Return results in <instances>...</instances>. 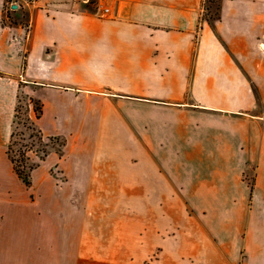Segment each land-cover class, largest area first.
Returning <instances> with one entry per match:
<instances>
[{
    "label": "crops",
    "instance_id": "1",
    "mask_svg": "<svg viewBox=\"0 0 264 264\" xmlns=\"http://www.w3.org/2000/svg\"><path fill=\"white\" fill-rule=\"evenodd\" d=\"M208 11L0 0V170L20 93L75 145L33 210L0 196V264H264V0Z\"/></svg>",
    "mask_w": 264,
    "mask_h": 264
},
{
    "label": "rangeland",
    "instance_id": "2",
    "mask_svg": "<svg viewBox=\"0 0 264 264\" xmlns=\"http://www.w3.org/2000/svg\"><path fill=\"white\" fill-rule=\"evenodd\" d=\"M217 3L218 0H205L206 6L209 7L208 14H215L216 11L214 10ZM39 103L40 102H29L27 96L23 93H20L18 102L16 104L14 122L12 124L13 136L11 138V154L15 160V164H17L19 168L22 169V172L25 174L28 172L29 179L31 181L30 186H25V184L13 170L6 172L0 170V184H2V182H8L11 184L12 182L10 181H13V186H9L8 188L0 186V196L2 194H14L15 202L16 204L17 202L19 203V208L23 205V203L26 206L29 204V209L35 206L37 207L39 205L37 201L38 195L42 193L41 191L43 189L54 190L55 186L49 187L46 185L44 187L45 183H43L42 180H55V175L57 178H62L58 177V175L53 170L52 165H50V169L45 167L44 170H38V165L42 163V160L40 159L46 158L51 150L64 154L75 147L73 142L64 144V139L51 138L49 140L43 138L42 135L38 133V128L33 121L35 114L29 116L28 110H35ZM2 190H9V192L3 193ZM29 198L30 203L28 202ZM67 262L69 261H64V263Z\"/></svg>",
    "mask_w": 264,
    "mask_h": 264
},
{
    "label": "trees",
    "instance_id": "3",
    "mask_svg": "<svg viewBox=\"0 0 264 264\" xmlns=\"http://www.w3.org/2000/svg\"><path fill=\"white\" fill-rule=\"evenodd\" d=\"M36 112H35V115L36 117H38L39 113H40V110H41V106H40V103L38 104L37 108L35 109ZM38 133H40V131L38 130ZM41 134V133H40ZM42 135V134H41ZM13 136V133H11L10 135V138H9V141H8V144H7V154H8V157L10 158L12 164H13V169L16 173V175L26 184V185H29L30 184V179H29V174L28 172H26L27 174L23 173L22 172V169L19 168V166L17 164H15V160L11 154L12 152V149H11V138Z\"/></svg>",
    "mask_w": 264,
    "mask_h": 264
},
{
    "label": "built area",
    "instance_id": "4",
    "mask_svg": "<svg viewBox=\"0 0 264 264\" xmlns=\"http://www.w3.org/2000/svg\"><path fill=\"white\" fill-rule=\"evenodd\" d=\"M86 1V0H85ZM104 10H108L107 8H104Z\"/></svg>",
    "mask_w": 264,
    "mask_h": 264
}]
</instances>
